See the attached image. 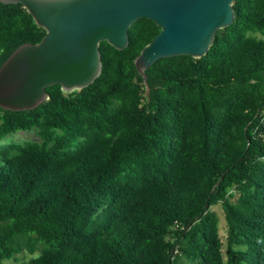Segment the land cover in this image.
<instances>
[{
  "label": "trees",
  "instance_id": "16d2710c",
  "mask_svg": "<svg viewBox=\"0 0 264 264\" xmlns=\"http://www.w3.org/2000/svg\"><path fill=\"white\" fill-rule=\"evenodd\" d=\"M232 10L200 59H159L144 82L134 60L160 29L140 19L124 50L99 44L87 88L0 109V264H264V0ZM44 35L0 4V67Z\"/></svg>",
  "mask_w": 264,
  "mask_h": 264
},
{
  "label": "water",
  "instance_id": "95a60500",
  "mask_svg": "<svg viewBox=\"0 0 264 264\" xmlns=\"http://www.w3.org/2000/svg\"><path fill=\"white\" fill-rule=\"evenodd\" d=\"M234 0H0L21 5L45 31L36 44L19 46L0 67V109L31 111L48 100L46 89L82 90L101 73L99 44L118 51L128 45V30L140 19L160 29L134 60L138 75L157 60L204 57L215 33L234 20Z\"/></svg>",
  "mask_w": 264,
  "mask_h": 264
},
{
  "label": "rangeland",
  "instance_id": "374dc122",
  "mask_svg": "<svg viewBox=\"0 0 264 264\" xmlns=\"http://www.w3.org/2000/svg\"><path fill=\"white\" fill-rule=\"evenodd\" d=\"M262 117H263L262 124L264 125V114L262 115ZM38 141H39V138H38L36 132L30 131V132L15 133V134L11 135L10 137H8L2 144H7L10 142L18 143V144H24L26 142H38ZM211 211L216 213V215L218 216L219 236H220L222 243L224 244L225 243V237H226V224H225V220H224L223 211L219 205L212 207ZM31 257H33V256H30L27 253H24V254L17 256L16 261H5V262H3V264H20L23 261H28Z\"/></svg>",
  "mask_w": 264,
  "mask_h": 264
},
{
  "label": "built area",
  "instance_id": "2783aa9c",
  "mask_svg": "<svg viewBox=\"0 0 264 264\" xmlns=\"http://www.w3.org/2000/svg\"><path fill=\"white\" fill-rule=\"evenodd\" d=\"M263 114H264V113H262L261 116H262ZM262 119H263V117H262ZM261 123H262V120H261Z\"/></svg>",
  "mask_w": 264,
  "mask_h": 264
}]
</instances>
